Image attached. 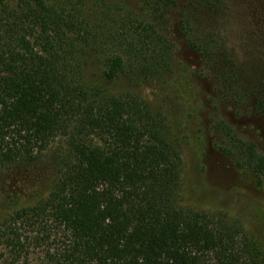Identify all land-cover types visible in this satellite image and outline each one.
I'll return each mask as SVG.
<instances>
[{
	"label": "trees",
	"instance_id": "obj_1",
	"mask_svg": "<svg viewBox=\"0 0 264 264\" xmlns=\"http://www.w3.org/2000/svg\"><path fill=\"white\" fill-rule=\"evenodd\" d=\"M185 1L0 0V169L56 147L47 194L0 220V264H27L43 245L63 264H264V242L242 219L182 204L179 136L136 90L177 76L180 33L220 91L264 118V77L238 87L226 42L192 25L190 3L218 4ZM212 123L222 151L262 181L257 143L226 118Z\"/></svg>",
	"mask_w": 264,
	"mask_h": 264
},
{
	"label": "rangeland",
	"instance_id": "obj_2",
	"mask_svg": "<svg viewBox=\"0 0 264 264\" xmlns=\"http://www.w3.org/2000/svg\"><path fill=\"white\" fill-rule=\"evenodd\" d=\"M183 1V0H182ZM192 0H186L184 3ZM103 2L138 7L137 0H87L90 7ZM215 11L190 3L192 25L222 38L232 53L238 87L245 90L264 77V0H215ZM190 9V10H191ZM177 76L143 82L137 87L153 108L165 111L179 136L185 161L182 204L210 212L224 211L242 219L264 242V178L239 169L221 149L223 139L212 120L226 118L244 140L254 141L264 153V118L250 100L233 101L211 78L200 57L176 33ZM237 79V78H236ZM123 85L128 86V83ZM56 147L38 163L14 170L0 169V220L12 210L33 204L47 194L55 172L50 164ZM26 234L32 231L26 230ZM45 246H32L27 264H63L45 256ZM4 251L7 257V251ZM5 264V263H3Z\"/></svg>",
	"mask_w": 264,
	"mask_h": 264
}]
</instances>
